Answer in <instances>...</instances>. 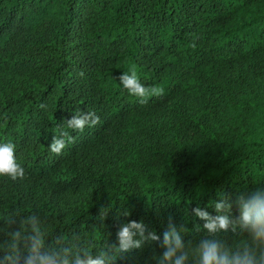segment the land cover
Masks as SVG:
<instances>
[{"label":"trees","instance_id":"16d2710c","mask_svg":"<svg viewBox=\"0 0 264 264\" xmlns=\"http://www.w3.org/2000/svg\"><path fill=\"white\" fill-rule=\"evenodd\" d=\"M132 70L163 94L130 95L120 76ZM88 112L100 122L67 127ZM7 142L25 177H0V242L10 217L36 214L49 247L62 237L110 264H158L171 220L194 264L207 233L193 209L215 216L216 202L264 188V0H0ZM130 221L159 241L119 251Z\"/></svg>","mask_w":264,"mask_h":264},{"label":"clouds","instance_id":"9594fccd","mask_svg":"<svg viewBox=\"0 0 264 264\" xmlns=\"http://www.w3.org/2000/svg\"><path fill=\"white\" fill-rule=\"evenodd\" d=\"M120 82L130 95L140 98L141 103L147 102L149 96L163 94V89L159 87H146L135 70L123 73ZM99 122V116L88 112L73 115L67 120V127L82 132L85 127L95 126ZM67 136V132L53 136L50 150L57 155L61 154L66 147L64 137ZM15 147L12 142L0 144V177L24 179L25 171L16 161ZM234 205L239 213L235 218L232 217ZM214 208L218 213L215 216L200 207L193 209L194 215L205 221L203 228L207 233L195 248L194 264H264V188H257L247 194L240 193L235 201L216 202ZM145 228L143 222L120 224L116 233L118 250L128 252L140 248L145 240L159 241L160 237L155 232L145 236ZM182 229L178 231L175 224L169 221L168 230L163 233L160 245L163 252L158 264H188L189 249L182 239ZM222 232L246 233L248 241L233 248L218 238ZM137 234L140 239H134ZM3 235L7 237L0 242V252L4 254L3 264H21V259L23 264H110L106 252L93 256L89 251L74 249L62 237L57 238L55 245L49 247V234L44 222L36 214L26 216L18 223L10 217L4 224Z\"/></svg>","mask_w":264,"mask_h":264}]
</instances>
